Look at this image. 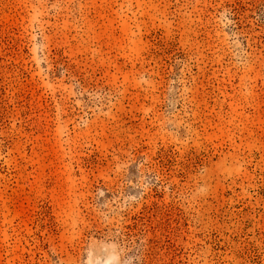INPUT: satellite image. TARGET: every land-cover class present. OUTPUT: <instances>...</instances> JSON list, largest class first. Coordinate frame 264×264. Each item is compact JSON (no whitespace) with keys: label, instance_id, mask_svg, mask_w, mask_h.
<instances>
[{"label":"rangeland","instance_id":"374dc122","mask_svg":"<svg viewBox=\"0 0 264 264\" xmlns=\"http://www.w3.org/2000/svg\"><path fill=\"white\" fill-rule=\"evenodd\" d=\"M0 264H264V0H0Z\"/></svg>","mask_w":264,"mask_h":264}]
</instances>
